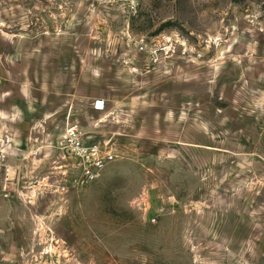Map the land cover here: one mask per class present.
<instances>
[{"label": "rangeland", "instance_id": "obj_1", "mask_svg": "<svg viewBox=\"0 0 264 264\" xmlns=\"http://www.w3.org/2000/svg\"><path fill=\"white\" fill-rule=\"evenodd\" d=\"M0 264H264V0H0Z\"/></svg>", "mask_w": 264, "mask_h": 264}, {"label": "built area", "instance_id": "obj_2", "mask_svg": "<svg viewBox=\"0 0 264 264\" xmlns=\"http://www.w3.org/2000/svg\"><path fill=\"white\" fill-rule=\"evenodd\" d=\"M104 101L97 100L95 102V109L96 110H103L104 109ZM69 142L74 145L79 152V155L84 161L83 165V184L95 180L99 177L101 170L105 167L106 163L112 161L114 159L113 154H99L97 148L93 147L89 151L84 149V145L82 142V133L76 128H72L68 134ZM93 150V151H92ZM91 152H95V156L91 154Z\"/></svg>", "mask_w": 264, "mask_h": 264}]
</instances>
